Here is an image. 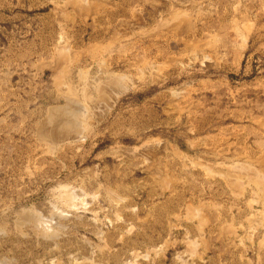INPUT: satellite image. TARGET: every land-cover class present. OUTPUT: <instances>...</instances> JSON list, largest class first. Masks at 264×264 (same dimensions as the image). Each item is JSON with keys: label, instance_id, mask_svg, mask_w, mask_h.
I'll list each match as a JSON object with an SVG mask.
<instances>
[{"label": "rangeland", "instance_id": "obj_1", "mask_svg": "<svg viewBox=\"0 0 264 264\" xmlns=\"http://www.w3.org/2000/svg\"><path fill=\"white\" fill-rule=\"evenodd\" d=\"M176 1L0 0V264H264V0ZM70 84L109 108L43 142Z\"/></svg>", "mask_w": 264, "mask_h": 264}, {"label": "bare ground", "instance_id": "obj_2", "mask_svg": "<svg viewBox=\"0 0 264 264\" xmlns=\"http://www.w3.org/2000/svg\"><path fill=\"white\" fill-rule=\"evenodd\" d=\"M86 1V0H85ZM172 1V0H171ZM76 2V1H75ZM80 2V1H79ZM119 2V1H118ZM174 2V1H173ZM177 4L179 5L180 2H178V0L176 1ZM81 4V2H80ZM175 4V3H174ZM162 8V7H161ZM185 8V7H184ZM62 10V9H61ZM82 10V9H81ZM182 14V13H181ZM175 16V15H174ZM137 19V18H136ZM185 25V24H184ZM165 26V25H164ZM114 27V26H113ZM129 27V26H128ZM112 30V29H111ZM188 31V30H187ZM122 34V33H121ZM65 35V34H64ZM123 35V34H122ZM144 35V34H143ZM120 36V35H119ZM64 39V38H63ZM61 40V39H60ZM102 42V41H101ZM60 43V42H59ZM104 43V42H103ZM110 45V44H109ZM64 47V46H63ZM65 48V47H64ZM103 48V47H102ZM186 48V47H185ZM194 48V47H193ZM70 50V49H69ZM59 53V52H58ZM95 53V52H94ZM124 53V52H123ZM199 54V53H197ZM196 54V55H197ZM90 56V54H88ZM87 55V56H88ZM195 55V56H196ZM49 56V55H48ZM57 56V55H56ZM62 56V55H61ZM66 56V55H65ZM86 56V57H87ZM91 57V56H90ZM96 55L93 56V59L95 60ZM191 57V56H189ZM67 58V57H66ZM80 58V57H79ZM92 59V60H93ZM65 60V59H64ZM84 60V59H83ZM70 61V60H69ZM120 61V60H119ZM150 61V60H149ZM52 62V61H51ZM68 62V61H67ZM72 62V61H71ZM77 62V61H76ZM58 63V62H57ZM64 63V62H63ZM73 63V62H72ZM87 63V62H86ZM89 63V62H88ZM53 64V63H52ZM74 64V63H73ZM146 64V63H145ZM81 65V64H78ZM86 65V64H85ZM91 65V64H90ZM93 65V64H92ZM77 67V66H76ZM66 68V67H65ZM111 68V67H110ZM81 69V68H80ZM92 67L90 69H88L87 71L91 70ZM64 70V68H63ZM108 70V69H107ZM112 70V69H111ZM114 70V69H113ZM144 70V69H143ZM142 70V71H143ZM149 70V69H148ZM75 71V70H74ZM146 71V70H145ZM77 72V71H76ZM82 69L79 70V74L81 76L82 74ZM86 72V71H85ZM92 72V71H91ZM115 72V71H114ZM114 72L111 73H107L108 77H106L105 75L103 77H101V79L96 80L98 81V90L101 93H105L108 90L111 91H116L115 87H122V88H126V81L129 80L128 75H122L121 74H116ZM145 73V72H144ZM148 73V71H147ZM150 73V71H149ZM90 74V73H89ZM127 74V73H126ZM63 75V74H62ZM88 75V74H87ZM60 76V75H59ZM65 76V75H64ZM63 76V77H64ZM68 77V76H67ZM71 77V75H70ZM76 77V76H75ZM88 77V76H87ZM86 77V78H87ZM89 78V77H88ZM132 78V77H131ZM72 79V77H71ZM77 79V78H76ZM96 79V78H95ZM11 80V79H10ZM73 80V79H72ZM81 80V79H80ZM79 81V80H78ZM77 81V82H78ZM85 81V80H83ZM86 82V81H85ZM131 82V81H129ZM64 83V82H63ZM79 83V82H78ZM135 83V82H134ZM85 85V84H84ZM92 85V83H91ZM90 85V86H91ZM131 85V84H130ZM77 86V83H76ZM81 86V85H80ZM79 86V87H80ZM95 86V85H94ZM64 85H61V89H59V97L57 98L58 100H63L66 102L64 107H60L61 105H56L57 107H51L50 109L48 108V117H47V121H38V119L35 120L34 125L32 126L36 133L38 134V137L43 141V142H57L58 144L61 143H65L68 145H71L74 142H82L84 143L87 139V136L84 134L85 132V123H86V118L91 116H95L96 113H100V115L102 113H104L105 111L108 110V104L106 102V100H101V102L96 105L93 108L89 109L88 106H86L85 104H82V102L80 101L79 97H78V93L77 90L74 88V86L72 84L68 85L66 87V89L63 88ZM78 87V88H79ZM87 87V86H86ZM77 88V87H76ZM128 88V87H127ZM88 89V88H87ZM91 89V87H90ZM81 91V90H80ZM87 91V90H86ZM90 93V92H89ZM96 93V92H95ZM93 93V94H95ZM114 93V92H113ZM58 94V93H57ZM87 95V94H85ZM102 95V94H101ZM81 96V95H80ZM84 96V95H82ZM46 97H49L46 96ZM46 99V98H45ZM51 98H49L50 100ZM104 101V102H103ZM49 102V101H48ZM52 102V100H51ZM55 102V101H54ZM57 102V101H56ZM95 104V103H94ZM97 104V103H96ZM37 114V113H36ZM31 118V117H30ZM56 135H58L56 137ZM68 142V143H67ZM49 144V143H47ZM34 155V154H32ZM31 156V155H30ZM233 176L231 179L235 180V179H239L238 173L240 174L241 172H243L246 177H250L251 180L254 181V183L257 185L258 187V191L261 193V195L264 197V173L262 174H257L255 173V171H253L251 168L243 167V169H241L239 172L236 169V167H234L233 169ZM231 170V171H232ZM229 173V172H228ZM232 173V172H231ZM231 175V174H230ZM241 175V174H240ZM243 176V175H242ZM108 179V178H107ZM229 180V179H228ZM236 180V181H237ZM231 181V180H230ZM242 182V180H241ZM250 182V181H249ZM257 190V189H256ZM255 193V192H254ZM66 194V193H65ZM62 197V196H61ZM65 197V195L63 196ZM67 198L70 199V201H74L75 200V195L72 192H68L67 190ZM264 199V198H263ZM66 200V199H65ZM69 201V200H67ZM70 208H75L76 205L71 203L68 205ZM188 208V207H187ZM191 208V207H190ZM192 209V208H191ZM190 209V210H191ZM29 213V211H28ZM35 214V213H34ZM30 215V214H29ZM26 217V216H25ZM43 217V216H42ZM53 218V217H52ZM254 218V217H253ZM26 221H25V220ZM23 219V222L28 223V225L32 226L35 229H38L39 231H42V233L46 232L48 234H51L53 232L48 231L47 229H44L43 227H41L39 225V223L37 222V220L35 219L34 216H29ZM39 220V219H38ZM42 220V219H41ZM51 220V219H50ZM44 222V221H43ZM57 222V221H56ZM54 223V222H53ZM43 224V223H42ZM46 224V223H45ZM44 225V224H43ZM52 226V225H51ZM46 227V226H45ZM53 227V226H52ZM2 228V227H1ZM48 228V227H47ZM4 229V227H3ZM5 231V230H4ZM45 233V234H46ZM56 231L52 234L55 235ZM2 235V234H0ZM51 236V235H50ZM4 264V263H3Z\"/></svg>", "mask_w": 264, "mask_h": 264}]
</instances>
